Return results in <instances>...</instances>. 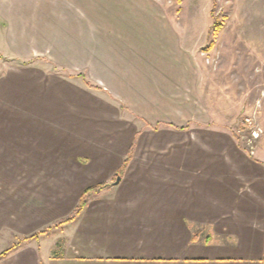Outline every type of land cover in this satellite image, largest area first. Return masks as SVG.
Segmentation results:
<instances>
[{
  "label": "crops",
  "instance_id": "0c3cea01",
  "mask_svg": "<svg viewBox=\"0 0 264 264\" xmlns=\"http://www.w3.org/2000/svg\"><path fill=\"white\" fill-rule=\"evenodd\" d=\"M170 1L0 0V264H264V154L202 105L212 24ZM225 4L264 64V0Z\"/></svg>",
  "mask_w": 264,
  "mask_h": 264
},
{
  "label": "rangeland",
  "instance_id": "374dc122",
  "mask_svg": "<svg viewBox=\"0 0 264 264\" xmlns=\"http://www.w3.org/2000/svg\"><path fill=\"white\" fill-rule=\"evenodd\" d=\"M194 1L195 6L191 8L194 9L193 12L196 11L197 4L201 9L199 25H196L197 17L190 16V11L183 13L180 18V20L184 18V24L178 22L177 14L171 10L178 4V0L170 1L173 6L168 7L166 11L173 27L183 37L187 33L191 40L204 35L201 31L206 21L207 27L212 24L202 43L204 47L199 51L201 58L206 62V65H203L205 71H202L204 75L200 86L202 105L210 108L209 114L216 118L218 123H226L227 126L233 127V132L249 151V146L254 145L251 154H256L257 149L264 154V64H258L253 54L241 59L239 52L236 53L234 49L225 50L224 23L229 14L225 6L226 0H214L211 13L210 0ZM185 9L190 8L185 7ZM215 21L219 24L214 26ZM246 117L252 118L253 126L243 122ZM253 130H257L259 135L257 138H253ZM6 235L7 241L13 238ZM56 235L57 233L51 234V236ZM51 236H46V240Z\"/></svg>",
  "mask_w": 264,
  "mask_h": 264
},
{
  "label": "trees",
  "instance_id": "16d2710c",
  "mask_svg": "<svg viewBox=\"0 0 264 264\" xmlns=\"http://www.w3.org/2000/svg\"><path fill=\"white\" fill-rule=\"evenodd\" d=\"M218 24L219 23L217 21H215V23H213L214 26L218 25ZM89 84L93 85L91 83H89ZM127 161L128 160H126L124 162V166H126ZM108 185H109L108 183L104 182V183L94 184V185H91V186H88L87 188H85L80 195V201H79L78 205L76 206L74 212L72 214H70L67 218H65L63 221L65 222V221H70V220L74 219L81 212V210L86 206V204L88 203L90 198L93 195L98 194L103 188L107 187ZM3 253H6V252H3Z\"/></svg>",
  "mask_w": 264,
  "mask_h": 264
},
{
  "label": "built area",
  "instance_id": "2783aa9c",
  "mask_svg": "<svg viewBox=\"0 0 264 264\" xmlns=\"http://www.w3.org/2000/svg\"><path fill=\"white\" fill-rule=\"evenodd\" d=\"M243 122L245 124H249V126H253V120L251 117H246ZM252 133H253V138H257L259 136L257 130H253ZM249 148H250V151L253 152L254 145L249 146Z\"/></svg>",
  "mask_w": 264,
  "mask_h": 264
},
{
  "label": "water",
  "instance_id": "95a60500",
  "mask_svg": "<svg viewBox=\"0 0 264 264\" xmlns=\"http://www.w3.org/2000/svg\"><path fill=\"white\" fill-rule=\"evenodd\" d=\"M120 179H121V175H117V178L115 180V183H118L120 181Z\"/></svg>",
  "mask_w": 264,
  "mask_h": 264
}]
</instances>
